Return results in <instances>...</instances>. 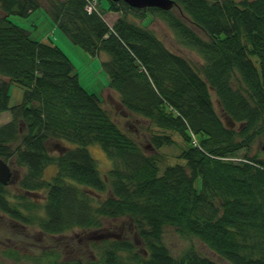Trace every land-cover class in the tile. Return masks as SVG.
I'll return each mask as SVG.
<instances>
[{
	"label": "trees",
	"instance_id": "trees-1",
	"mask_svg": "<svg viewBox=\"0 0 264 264\" xmlns=\"http://www.w3.org/2000/svg\"><path fill=\"white\" fill-rule=\"evenodd\" d=\"M89 1L0 0V113L11 112L0 125V157L15 156L13 163L25 169L23 193L14 201L0 182V211L52 234L128 217L150 252L146 259L131 252L138 264H220L195 249L175 257L163 241L167 227L200 240L229 264H264V159L250 153L264 128V0H176L188 19L123 0L90 12ZM39 8L73 43L93 56L108 55L103 69L121 106L171 132L153 134L154 149L173 145L172 132L178 133L186 145L179 162L162 170L160 155L147 153L81 84L62 45L31 38V29L11 17ZM108 11L120 13L113 25ZM146 11L202 56L199 69L130 17L144 19ZM12 83L24 88L14 106ZM90 144L112 160L107 174ZM49 165L57 171L46 179ZM40 190L42 206L27 197ZM121 247L109 245L96 264H127Z\"/></svg>",
	"mask_w": 264,
	"mask_h": 264
},
{
	"label": "rangeland",
	"instance_id": "rangeland-1",
	"mask_svg": "<svg viewBox=\"0 0 264 264\" xmlns=\"http://www.w3.org/2000/svg\"><path fill=\"white\" fill-rule=\"evenodd\" d=\"M102 5L107 8L108 1L101 0ZM174 11L178 14H181L185 19H188L186 14L182 12L178 8H174ZM143 18L134 17L131 15V19H134L137 23L148 26L152 30L155 31L157 36L165 43V45L172 50L173 52L182 55L183 57L189 59L193 65L199 69L203 64L204 60L202 56L192 50L189 47H186L180 43H178L175 34L172 28L168 25L165 20H163L160 15L146 11ZM120 13L114 11H108L106 13V19L110 25H113L115 21L119 18ZM12 19L20 25H24L31 29V38L38 41H46L53 42L62 45V47L69 54L70 59L75 65V71L79 75V80L81 84L85 87L87 91L90 93H95L99 95L102 99L104 108L111 114L113 119L126 131L128 132L135 140H137L147 153L153 154L158 153L160 155V167L163 170L166 165L175 164L179 162L178 155L181 153L183 147H185V142L183 138L176 132H172L174 139L176 142L173 145L163 146L160 149H154L149 145V138L153 134L167 132L162 129L157 128L154 124H152L148 119L143 118L140 115L135 113H130L125 111L120 104L119 95H117L110 87H109V76L107 72L103 69V59H107L108 55L103 54L101 56H93L81 46L73 43L58 27L57 25L50 19L47 12L44 8H39L31 13L27 17H21L13 15ZM187 17V18H186ZM195 29L202 35L204 38H207L204 32L200 29ZM237 76L233 77L234 84L239 86ZM8 80V79H6ZM215 97V95H213ZM24 97V88L16 83H12L10 85V106L17 105L22 102ZM11 120L10 111H4L0 114V125ZM19 143L14 144L12 147H16ZM72 145L71 143H68ZM74 146V145H73ZM88 149L92 156L98 161V166L102 174H107L108 170L113 166L112 160L106 155L104 149L99 144H90ZM244 152V151H243ZM240 153V156H242ZM251 155H257L259 158L264 159V128L260 131V134L255 140V143L252 146V150L250 151ZM15 156L13 159L8 160L7 162L11 165L15 178L13 182H11L7 186V191L9 194V198L14 201L20 194H22V190L19 187V179L24 174L25 169L20 166H16L13 163ZM57 171V167L55 165H49L45 170V178L51 179L53 175H55ZM46 192L44 190H40L34 193H28L27 197L34 200L40 206L45 202ZM106 195V194H105ZM40 215L44 214V210L39 207L37 211ZM109 219H105L103 224H110ZM32 226L29 228V231L32 232L34 227H37V222L30 223ZM38 229V228H37ZM22 231V226L15 225L10 222L9 219L5 217H0V264H49L53 259L47 256V253H42L38 249V247L30 246L29 249L24 252L26 249V243L20 236V232ZM15 233H14V232ZM67 232V238H73L75 242H77L80 238H82V234L84 233L82 229H70ZM88 232V231H87ZM79 233V235H76ZM10 239H8V237ZM34 236V235H33ZM21 238V239H20ZM39 235L36 234V237L30 242L38 243ZM67 238L65 240H67ZM84 239V237H83ZM19 241L20 246L18 254H15L12 259L9 256V252H7V246ZM163 241L166 246L170 249L171 253L175 257H180L184 253H186L189 249H195L198 253L203 256H207L220 264H229L228 262L221 259L217 254L211 251L204 243L196 238H188L179 234L175 229L171 227L165 228L163 232ZM50 242V241H48ZM67 244L65 241L61 247L60 252V260H65L69 258H74L73 260H78V264H89L92 262V257L94 256V252L86 251V252H76V254L71 253V247H65L64 244ZM18 257V258H17ZM127 264H138L135 260L129 259L126 261ZM140 264V263H139Z\"/></svg>",
	"mask_w": 264,
	"mask_h": 264
},
{
	"label": "flooded vegetation",
	"instance_id": "flooded-vegetation-1",
	"mask_svg": "<svg viewBox=\"0 0 264 264\" xmlns=\"http://www.w3.org/2000/svg\"><path fill=\"white\" fill-rule=\"evenodd\" d=\"M22 212L24 214L29 213V211L25 209H23ZM5 216L9 219L10 222L14 223L16 226H22V231L20 232L19 230H17V232H20L19 237L22 238V241L24 240V242L22 243H26V249L23 251L26 252V250L29 249L30 246L38 247V249L42 251V253H47V256L53 259V261L49 262V264L79 263L78 260H73L74 258L60 260L61 247L63 246L62 244L65 241L67 242V244H64V248L67 246L71 247V253L73 254H76V252L86 251L94 252V256L92 257L93 261L89 264L99 263L101 253H106L107 249H109V245L116 243L122 245L121 249L118 251V253L121 255L120 260L122 261H128L130 259L131 252L138 253L141 259H146L150 255V252L146 248L145 243L141 238L138 227L128 217L111 218L109 219L110 224H103L102 226L92 230H83L84 233L82 234V238L75 242L73 238H67V232L60 234H52L39 228L38 225L36 228L34 227L32 232H30L29 228L32 226V224L20 221L16 218H13L7 213L0 211V217ZM36 234L39 235L38 243L30 242V240H32L34 236L36 237ZM76 235H79V233H76ZM7 237L8 239H10L9 236ZM66 238L67 240H65ZM127 245H129L130 248H132L131 250L133 251L129 250ZM21 247L22 246H20L18 240L15 243H12L11 245H8L6 247L7 252L10 253L9 256L11 259L15 254H18L19 249Z\"/></svg>",
	"mask_w": 264,
	"mask_h": 264
},
{
	"label": "water",
	"instance_id": "water-1",
	"mask_svg": "<svg viewBox=\"0 0 264 264\" xmlns=\"http://www.w3.org/2000/svg\"><path fill=\"white\" fill-rule=\"evenodd\" d=\"M115 2L121 0H113ZM135 8L156 7L163 10H172L176 6V0H123ZM13 177V171L8 162L0 157V182L8 185Z\"/></svg>",
	"mask_w": 264,
	"mask_h": 264
},
{
	"label": "built area",
	"instance_id": "built-area-1",
	"mask_svg": "<svg viewBox=\"0 0 264 264\" xmlns=\"http://www.w3.org/2000/svg\"><path fill=\"white\" fill-rule=\"evenodd\" d=\"M97 8H98V2H97V0H90L88 2V5H87L88 11H90V12L96 11Z\"/></svg>",
	"mask_w": 264,
	"mask_h": 264
},
{
	"label": "crops",
	"instance_id": "crops-1",
	"mask_svg": "<svg viewBox=\"0 0 264 264\" xmlns=\"http://www.w3.org/2000/svg\"><path fill=\"white\" fill-rule=\"evenodd\" d=\"M43 42H46V41H43Z\"/></svg>",
	"mask_w": 264,
	"mask_h": 264
}]
</instances>
